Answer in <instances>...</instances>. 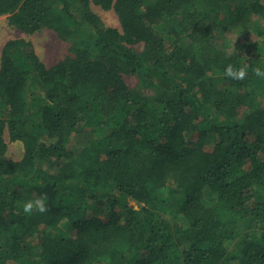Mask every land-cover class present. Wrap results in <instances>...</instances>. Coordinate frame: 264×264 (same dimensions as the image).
I'll use <instances>...</instances> for the list:
<instances>
[{
  "label": "trees",
  "instance_id": "obj_1",
  "mask_svg": "<svg viewBox=\"0 0 264 264\" xmlns=\"http://www.w3.org/2000/svg\"><path fill=\"white\" fill-rule=\"evenodd\" d=\"M3 16L73 58L3 46L0 264H264V31L250 57L220 48L264 0H0ZM41 196L47 211L24 214Z\"/></svg>",
  "mask_w": 264,
  "mask_h": 264
},
{
  "label": "rangeland",
  "instance_id": "obj_2",
  "mask_svg": "<svg viewBox=\"0 0 264 264\" xmlns=\"http://www.w3.org/2000/svg\"><path fill=\"white\" fill-rule=\"evenodd\" d=\"M91 10L100 18L104 26L120 29L117 16L112 10L104 11L94 5H91ZM257 26L260 30H258L259 32L264 31V18L253 17L252 24H250V27L247 28L243 34L238 35L236 32L228 31L224 37V42L220 44V48L226 50L227 53L238 52L246 57L254 55L263 41V37L254 32V27ZM13 40H24L29 42L34 53L46 67H51L66 58H73V52L71 51L73 41H61L55 33L47 30L27 35L8 26L7 16L0 17V56L3 46L8 41ZM141 48V46L135 47L138 51H140ZM124 79L130 87L137 86V79L131 77H125ZM144 92L146 93L148 91ZM5 140L7 144L6 157L13 161L20 160L23 154L21 143L10 142L7 136Z\"/></svg>",
  "mask_w": 264,
  "mask_h": 264
},
{
  "label": "clouds",
  "instance_id": "obj_3",
  "mask_svg": "<svg viewBox=\"0 0 264 264\" xmlns=\"http://www.w3.org/2000/svg\"><path fill=\"white\" fill-rule=\"evenodd\" d=\"M249 66L236 65L229 63L224 67L223 75L233 80H244L249 75ZM256 78L264 80V65L256 66L252 69ZM46 196H41L35 200L29 199L23 203V212L26 215H31L34 212L44 213L47 211Z\"/></svg>",
  "mask_w": 264,
  "mask_h": 264
}]
</instances>
